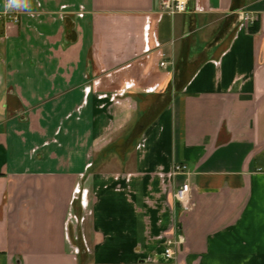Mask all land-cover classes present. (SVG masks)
Masks as SVG:
<instances>
[{"label": "crops", "instance_id": "obj_1", "mask_svg": "<svg viewBox=\"0 0 264 264\" xmlns=\"http://www.w3.org/2000/svg\"><path fill=\"white\" fill-rule=\"evenodd\" d=\"M26 2L0 0V264H264V0Z\"/></svg>", "mask_w": 264, "mask_h": 264}, {"label": "built area", "instance_id": "obj_2", "mask_svg": "<svg viewBox=\"0 0 264 264\" xmlns=\"http://www.w3.org/2000/svg\"><path fill=\"white\" fill-rule=\"evenodd\" d=\"M163 10L171 14H176L180 12H185L188 9V0H162ZM5 13V12H4ZM13 19H17L15 16ZM251 17H245V20H250ZM165 62H162L161 65H165ZM175 172H180L186 170L185 165H176L174 167ZM176 200L183 206L184 209H189L192 206L191 198L189 195V188L187 185L183 186L175 194ZM183 236H171L166 240V246L164 250V257L167 260L177 258L178 256V246L183 243Z\"/></svg>", "mask_w": 264, "mask_h": 264}, {"label": "clouds", "instance_id": "obj_3", "mask_svg": "<svg viewBox=\"0 0 264 264\" xmlns=\"http://www.w3.org/2000/svg\"><path fill=\"white\" fill-rule=\"evenodd\" d=\"M28 7L26 0H7L6 8L20 9Z\"/></svg>", "mask_w": 264, "mask_h": 264}, {"label": "trees", "instance_id": "obj_4", "mask_svg": "<svg viewBox=\"0 0 264 264\" xmlns=\"http://www.w3.org/2000/svg\"><path fill=\"white\" fill-rule=\"evenodd\" d=\"M254 30H256V29H254Z\"/></svg>", "mask_w": 264, "mask_h": 264}]
</instances>
